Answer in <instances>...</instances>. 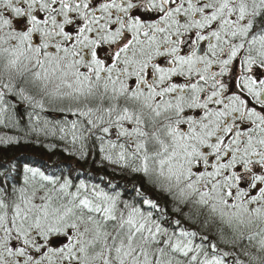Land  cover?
Masks as SVG:
<instances>
[{
  "label": "snow or ice",
  "instance_id": "6c2138e0",
  "mask_svg": "<svg viewBox=\"0 0 264 264\" xmlns=\"http://www.w3.org/2000/svg\"><path fill=\"white\" fill-rule=\"evenodd\" d=\"M8 120L0 264H264V0H0Z\"/></svg>",
  "mask_w": 264,
  "mask_h": 264
},
{
  "label": "trees",
  "instance_id": "16d2710c",
  "mask_svg": "<svg viewBox=\"0 0 264 264\" xmlns=\"http://www.w3.org/2000/svg\"><path fill=\"white\" fill-rule=\"evenodd\" d=\"M8 132V131H7ZM10 133V132H8ZM15 134V133H14ZM23 131H18L14 137L22 136ZM35 138V137H33ZM40 140L44 143L54 142L53 138L40 137ZM6 156H20L22 161L25 160H34L36 162L46 161L49 164H52L57 159L56 156H50L47 152L41 150L39 147H34L32 145H11L6 150ZM65 162H69L67 156L63 157ZM95 171V169H93Z\"/></svg>",
  "mask_w": 264,
  "mask_h": 264
},
{
  "label": "rangeland",
  "instance_id": "374dc122",
  "mask_svg": "<svg viewBox=\"0 0 264 264\" xmlns=\"http://www.w3.org/2000/svg\"><path fill=\"white\" fill-rule=\"evenodd\" d=\"M22 113H24V110L22 111ZM10 116L12 115V113L10 112V114H9ZM7 126H5V125H0V137H14L15 136V134L19 131H17V132H13L12 131V128H16V127H14V126H12V120H8L7 122ZM10 132V133H8V132ZM15 133V134H14ZM37 163H39V161L37 162Z\"/></svg>",
  "mask_w": 264,
  "mask_h": 264
},
{
  "label": "bare ground",
  "instance_id": "6f19581e",
  "mask_svg": "<svg viewBox=\"0 0 264 264\" xmlns=\"http://www.w3.org/2000/svg\"><path fill=\"white\" fill-rule=\"evenodd\" d=\"M26 122H27V116L25 115V116H24V123H26ZM18 130L20 131L21 129H18V128H15V129H14V128H12V131H13V132H17Z\"/></svg>",
  "mask_w": 264,
  "mask_h": 264
}]
</instances>
